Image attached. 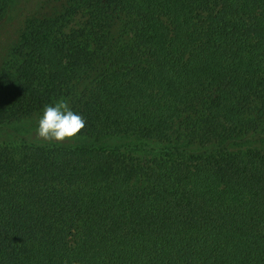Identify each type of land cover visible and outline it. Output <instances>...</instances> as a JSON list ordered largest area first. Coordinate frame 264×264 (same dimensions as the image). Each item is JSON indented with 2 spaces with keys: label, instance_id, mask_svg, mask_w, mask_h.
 Returning <instances> with one entry per match:
<instances>
[{
  "label": "trees",
  "instance_id": "obj_1",
  "mask_svg": "<svg viewBox=\"0 0 264 264\" xmlns=\"http://www.w3.org/2000/svg\"><path fill=\"white\" fill-rule=\"evenodd\" d=\"M14 2L0 264H264V0Z\"/></svg>",
  "mask_w": 264,
  "mask_h": 264
},
{
  "label": "rangeland",
  "instance_id": "obj_2",
  "mask_svg": "<svg viewBox=\"0 0 264 264\" xmlns=\"http://www.w3.org/2000/svg\"><path fill=\"white\" fill-rule=\"evenodd\" d=\"M29 1V0H27ZM26 0H15L14 7L12 9L11 17L14 18L16 15H20L22 11V6ZM23 12V11H22ZM75 25L79 24L74 20ZM16 29H18V21H7L0 28V64H2L7 56L8 46L14 40L15 35L17 33ZM31 121H23V122H0V141L4 142H13V135L11 132H18L20 130L25 131L31 125ZM35 138H40L41 140H51L55 142H59L61 144H75L79 146L86 147H94V146H114L111 142L106 140H95L90 138H83L76 135H70L64 130H58L52 133L38 134L33 136ZM247 147L258 146L259 148H264V140L262 141H247L244 143Z\"/></svg>",
  "mask_w": 264,
  "mask_h": 264
}]
</instances>
